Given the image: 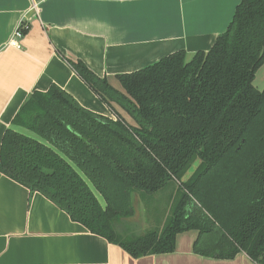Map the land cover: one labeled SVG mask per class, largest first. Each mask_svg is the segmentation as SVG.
<instances>
[{
	"label": "trees",
	"instance_id": "trees-1",
	"mask_svg": "<svg viewBox=\"0 0 264 264\" xmlns=\"http://www.w3.org/2000/svg\"><path fill=\"white\" fill-rule=\"evenodd\" d=\"M67 61L114 118L55 85L33 92L11 125L40 140L6 129L0 173L134 259L172 253L177 234L196 230L195 254L244 253L264 264V89L253 86L264 64V0H241L208 52L188 59L178 51L117 76L123 92L80 60ZM174 181L178 194L161 231L123 237L115 230L134 216V196Z\"/></svg>",
	"mask_w": 264,
	"mask_h": 264
},
{
	"label": "crops",
	"instance_id": "crops-1",
	"mask_svg": "<svg viewBox=\"0 0 264 264\" xmlns=\"http://www.w3.org/2000/svg\"><path fill=\"white\" fill-rule=\"evenodd\" d=\"M240 1L0 0V144L6 129L40 140L11 121L31 93L52 85L81 107L114 118L67 60H80L123 92L117 76L178 51L188 59L208 52ZM21 21L29 23V31L12 45ZM262 68L264 64L253 86ZM101 207L105 208L104 200ZM197 236L196 230L182 232L175 237L172 253L134 259L71 221L41 194H31L0 173V264H256L244 253L230 260L197 255Z\"/></svg>",
	"mask_w": 264,
	"mask_h": 264
},
{
	"label": "rangeland",
	"instance_id": "rangeland-1",
	"mask_svg": "<svg viewBox=\"0 0 264 264\" xmlns=\"http://www.w3.org/2000/svg\"><path fill=\"white\" fill-rule=\"evenodd\" d=\"M254 86L259 90H263V68L259 71L254 82ZM196 166V162L191 165V168L187 170L185 176L181 179V182H185L189 178ZM178 189L179 183L174 181L151 196L143 198L136 196V199L134 196L132 201L135 210L134 216L128 220L117 221L114 224L115 230L123 237H134L141 235L145 231L151 230L161 231L166 224L165 222L168 219L170 212L172 211L173 201L175 194H178ZM96 199H98L99 201H97L100 203V205H102L103 200L100 197H96Z\"/></svg>",
	"mask_w": 264,
	"mask_h": 264
},
{
	"label": "built area",
	"instance_id": "built-area-1",
	"mask_svg": "<svg viewBox=\"0 0 264 264\" xmlns=\"http://www.w3.org/2000/svg\"><path fill=\"white\" fill-rule=\"evenodd\" d=\"M29 31V23L27 21H21L14 32V40L10 41L12 45H16L17 40L24 36V32Z\"/></svg>",
	"mask_w": 264,
	"mask_h": 264
}]
</instances>
